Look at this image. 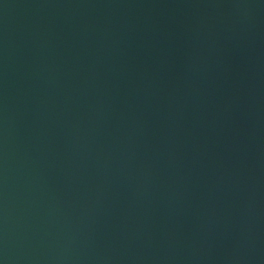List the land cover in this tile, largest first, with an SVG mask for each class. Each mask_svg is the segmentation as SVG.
I'll list each match as a JSON object with an SVG mask.
<instances>
[{"label":"water","instance_id":"obj_1","mask_svg":"<svg viewBox=\"0 0 264 264\" xmlns=\"http://www.w3.org/2000/svg\"><path fill=\"white\" fill-rule=\"evenodd\" d=\"M0 264H264V92L223 0H0Z\"/></svg>","mask_w":264,"mask_h":264}]
</instances>
